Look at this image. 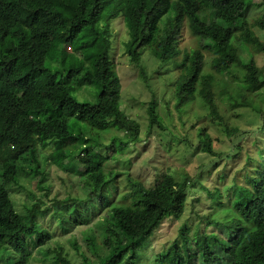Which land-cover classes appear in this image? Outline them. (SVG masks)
Masks as SVG:
<instances>
[{"label": "trees", "instance_id": "1", "mask_svg": "<svg viewBox=\"0 0 264 264\" xmlns=\"http://www.w3.org/2000/svg\"><path fill=\"white\" fill-rule=\"evenodd\" d=\"M36 18L59 45L88 50L90 61L71 60L75 52H68L73 64L60 68L37 55ZM183 29L195 39L191 46L180 44ZM263 31L264 0H0V264L29 262L33 250L27 241L48 208L37 200L17 211L11 188L23 176L39 175L36 185L47 193L50 187L42 183L47 160L76 177L78 196L53 197L52 214L63 232L73 226L79 206L83 222L97 207L107 208L97 233L83 231V251L77 238L68 240L78 262L62 245L42 249L52 233L39 239L52 264H143L147 257L140 250L150 237L189 207L194 228L186 217L154 264H264V106L254 94L264 88V64L257 62V56L264 58ZM241 44L249 50L245 59ZM118 48L151 92L145 130L120 109ZM202 87L211 99L190 124L196 130L194 150L214 159L242 156L228 185L211 187L200 174L167 167L151 179L118 167L136 164L137 156L125 154L152 134L165 137L170 132L165 120L183 121ZM238 107L252 111L254 128L244 131L228 122L226 112ZM202 119L221 126L230 150L215 147ZM111 128L125 134V141L115 134L106 140ZM253 133L258 134L253 148L234 143L235 136ZM180 140L188 150L193 146L187 134ZM195 182L209 200L207 212L201 197L187 198ZM196 203L199 209L193 210Z\"/></svg>", "mask_w": 264, "mask_h": 264}, {"label": "rangeland", "instance_id": "2", "mask_svg": "<svg viewBox=\"0 0 264 264\" xmlns=\"http://www.w3.org/2000/svg\"><path fill=\"white\" fill-rule=\"evenodd\" d=\"M253 1L258 2L260 0ZM184 30L185 29L182 31L180 44L191 46L195 39L191 35L189 36ZM33 34L36 42V54L45 57L46 60L54 64V66L57 65L60 68L68 67L71 62L70 59L67 58V53H71L73 51L75 52V56L71 60H74L76 57L77 59H83L86 62L90 61L88 50H76V46L74 44L70 45V48H68L69 46L59 45L58 42H56L55 39L51 37V33L49 30H47L46 23L41 18L35 19L33 25ZM262 36L264 37V31L262 32ZM240 46L242 47V57L245 59L248 57L249 50L242 44ZM122 50L123 49L118 48V51L115 55V60H118L119 63L117 65V74L121 84L120 103L122 104L120 105V109H122L127 116L136 119L140 123L141 129L145 130L147 124L146 103L150 100L151 92L149 88L146 87L145 82H143L141 79L138 71H135L133 67L128 66L127 54L120 56ZM257 62L258 65L264 64V58L257 56ZM72 64L73 63H71V65ZM131 69L134 70L132 75L127 73V71ZM152 89L156 92L157 96H160L162 91L161 88H159L158 83H153ZM199 93L200 94L197 103L193 104L191 108H188V112L186 113L185 119H183V121H181L176 116H173L172 120H170V118L168 121L165 120L167 125L170 123V132L166 133L165 137L154 133L151 135L149 141H145L143 146H137L133 148L131 152L125 154L126 157H131L133 160L134 156H137L136 164H133L132 166L130 162L125 166L124 164H120L118 167H127V170H130L131 168L136 169L135 173H138L139 175H145L148 177V179H151L158 171L167 167L174 170L176 169L181 173L186 172L191 177L200 174L201 181L211 187L224 188L226 185H228L233 172L242 165L243 158L242 156L234 158L224 155L221 158L217 157L214 159L208 155L200 153L201 151L198 148L194 150L197 144V138L194 140V137H196V130L195 128H191L190 124L194 119L195 113H203V103L207 104L211 99L210 92L206 87H202ZM254 94L262 100V105L264 106V88L258 89L254 92ZM159 113L166 117L162 105L159 108ZM226 113L230 116L228 119L229 123L241 127V129L244 131L254 128L253 126L255 124V116L250 109L238 107L228 110ZM202 122L209 123L208 131L212 137L216 138L214 139L215 147L222 148L226 151L230 150L229 146L227 145V141L225 140V133L221 130V126L219 124L216 125L215 123H210L205 119H202L200 123ZM109 125L114 126V123L110 122ZM112 134L118 135L121 140L125 141V134L122 132L116 134V131H114L113 128L106 132V140L113 136ZM185 134H187V136L192 140L191 143L193 146L189 150L185 144V141L180 140ZM257 137V133L250 135L244 134L241 137L235 136L234 143L240 144L241 147H243V150L246 148H253V140ZM194 151L196 153L193 155L192 152ZM231 152H234V150H231ZM202 164L205 166L209 165V167H207V169H200ZM46 165L47 176L42 183L50 187L49 191L46 193V190L37 187L36 183L38 181L39 175L32 177L23 176L19 180L20 185H14L11 188L12 201L17 211L20 212L23 211L24 205H28L31 202L37 200L42 201V207H47L48 211L44 214V216L39 218L40 228L37 231H33V237L30 242L34 246V249L38 248L36 247V243L37 239L40 237V234L44 235L43 232H49L52 233L51 238H49L48 242L43 245L42 249L53 248L57 244L62 245L65 247L69 258L74 262H78L80 260L79 255L74 251L73 247H71V243H69L68 240L74 237L77 238L81 246L80 251H83L86 248V243L83 242V233L89 232L90 229L95 230L97 233V223L107 215V209L104 207H99L93 210L92 213L87 217L88 221L83 222V216L79 215V212L81 211V207L79 206L78 214H76L74 218H71V221H73V226H70L68 233H62L56 217L52 214L55 205L53 202V197L61 199L69 194H71L73 197L78 196L79 192L77 191L76 187V177L62 171V169L56 167L55 165L50 164L48 160L46 161ZM154 165L158 166V169L154 168ZM221 172L226 173L224 178H220ZM188 187L189 196L187 195V198L190 199V196L194 198L195 196L201 197V199L204 201H201L199 205L201 208L206 210L210 203L208 199L206 200V195L199 187L198 183H190ZM194 209H199L197 203L196 207H193V210ZM67 211L68 209H65L66 215ZM205 212H207V210ZM220 213L222 212H218L217 215ZM225 215H227V213H225L224 216ZM186 217L189 218L188 223L192 224L191 229H193L195 226L194 220L196 217L191 213L189 207L180 218L173 222L171 220L165 221L159 227V229L155 231L154 235L148 240L147 246L140 250L142 258L144 255L147 257L143 264H154L155 255L177 236L178 227ZM212 229H214V227ZM206 230H209V228L207 227ZM186 235L191 236L192 231L187 230ZM193 239L195 238L193 237ZM195 258V255H192L193 261ZM29 264H52V261L50 257L44 258L42 254L34 252Z\"/></svg>", "mask_w": 264, "mask_h": 264}, {"label": "clouds", "instance_id": "3", "mask_svg": "<svg viewBox=\"0 0 264 264\" xmlns=\"http://www.w3.org/2000/svg\"><path fill=\"white\" fill-rule=\"evenodd\" d=\"M99 207H102V206H99ZM99 207H97V208H99ZM103 208V207H102ZM105 208V207H104ZM107 209V208H106ZM41 218V217H40ZM40 221V220H39ZM39 223V222H38ZM61 232L62 233H68V232H63L62 230H61ZM43 234L44 235H42L41 236V234H40V237L37 239V243H36V247H38V248H36V249H34V246L32 245V243L30 242V240L29 241H27V245L29 246V247H31V249L33 250V253H32V255L30 256V259H29V261L32 259V257H33V254H34V252H38V253H40V254H42L41 253V248H40V246L38 245V241H39V239L40 238H43V237H45L47 234H49V232H43ZM33 237V236H32ZM42 248H43V246H42ZM64 249H65V247H64ZM42 256H43V254H42ZM44 257V256H43ZM45 258V257H44ZM25 264H29V262H26Z\"/></svg>", "mask_w": 264, "mask_h": 264}, {"label": "built area", "instance_id": "4", "mask_svg": "<svg viewBox=\"0 0 264 264\" xmlns=\"http://www.w3.org/2000/svg\"><path fill=\"white\" fill-rule=\"evenodd\" d=\"M68 48H70V47H68Z\"/></svg>", "mask_w": 264, "mask_h": 264}]
</instances>
